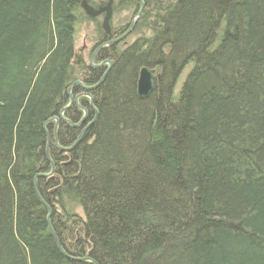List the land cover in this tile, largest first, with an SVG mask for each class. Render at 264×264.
Wrapping results in <instances>:
<instances>
[{
	"label": "trees",
	"instance_id": "16d2710c",
	"mask_svg": "<svg viewBox=\"0 0 264 264\" xmlns=\"http://www.w3.org/2000/svg\"><path fill=\"white\" fill-rule=\"evenodd\" d=\"M112 1L138 38L99 51L65 153L46 122L109 67L74 64L83 0H0V264H264V0Z\"/></svg>",
	"mask_w": 264,
	"mask_h": 264
},
{
	"label": "water",
	"instance_id": "95a60500",
	"mask_svg": "<svg viewBox=\"0 0 264 264\" xmlns=\"http://www.w3.org/2000/svg\"><path fill=\"white\" fill-rule=\"evenodd\" d=\"M142 2V0H139ZM87 1L86 0H83L82 2V5L83 7H87ZM144 2H142V6H141V9H140V12L137 13V17L136 19L131 23V27L130 29L124 33L123 35L119 36L120 38L118 39H115V40H109V42L103 44V45H100L96 52L90 57V62H89V66L93 69H96V70H99L100 68H103L104 66L108 65V69L107 71L104 73V75L102 76V78L100 79L99 83L97 85H94V86H84V84L80 81H77L75 82L73 85H71L69 87V89L67 90V94L69 95L70 97V101H69V104L66 108L62 109L61 112L59 113V116H57L56 118H53L51 120H49L48 122H46L45 126L48 124V123H51V122H54L55 123V130H54V139H55V147L57 150H60L62 152H65V153H69V152H72L79 144L80 142L82 141V137L84 136V134L90 129V127H92L91 125L95 122L96 118H94L93 120H91L89 123H88V120H89V115H88V111L82 107V105L79 104V100L81 98H90V104L92 106H94L93 104V97L92 95L89 93L90 91H93V90H96L98 89L104 82L105 78L107 77L108 73L110 72V68L112 67V61L109 60V61H104L102 63H100L99 65H95L94 64V57L96 54H98L99 51H102L104 49H108L109 47L113 46V45H116V44H119L121 41L125 40L126 38L129 37L130 33L133 31L134 27L136 26V22L137 20L141 17V12L142 10L144 9ZM108 10V17L104 23V30L108 33V22L111 18L112 15H110L111 13V10L110 8L107 9ZM96 12L94 11L93 9H88V13L89 15H93V13ZM75 58H77V53H76V56ZM76 66L77 65H86L83 60L81 59H76L75 60V63H74ZM154 77H155V71H151L147 68H143V70L141 71L140 73V76H139V82H138V87H137V91H138V97L141 98V99H144V98H147L151 95V93L153 92V84H154ZM79 85L82 90H84L83 93H80L76 98L73 97V94H71L72 90L74 89L75 86ZM73 104L77 105V107H79L80 109L83 110V118L79 121L78 124H74L71 120L69 119H66L64 114L67 112V110L71 109L73 107ZM61 121L71 125L72 127L76 128V129H79L81 127H83L85 124L86 126L83 128V130L80 132L79 136H78V139L77 141L69 146V148H63L59 145V142H58V139H57V130H58V126L60 125ZM48 144H47V152H46V158L47 160L52 164V170H51V173H49L48 175H38L37 178H45V179H48V177H51L53 176V174L55 173V164L54 162L51 160V157H50V144H51V139H50V136L48 134ZM36 178V180H37ZM38 188V184L36 185V189ZM43 204L44 206H46L48 212H49V219H48V223H49V226L51 228V231H52V234H53V238H55L56 240V244L58 246V249H60L61 253H63L65 256L66 253L64 251V249H62L61 247V244H60V241H59V238H57V235L55 234L54 232V229L53 227H51V218H52V210L50 208V206H47L44 201H43ZM68 259L71 260V261H76V262H80V263H92V264H97L95 263L91 258L89 257H85V258H72L70 256H68Z\"/></svg>",
	"mask_w": 264,
	"mask_h": 264
},
{
	"label": "rangeland",
	"instance_id": "374dc122",
	"mask_svg": "<svg viewBox=\"0 0 264 264\" xmlns=\"http://www.w3.org/2000/svg\"><path fill=\"white\" fill-rule=\"evenodd\" d=\"M86 1H87V4H86L87 7L83 8V11L79 13L81 17H80V21L76 25L77 31L75 34V39H76V53H79V51L81 49H86L84 54L80 55V57H81L80 59L83 60V62L88 66L89 62H90L89 59H90L91 54L93 52L92 48H94L95 44L101 38V29L103 27L102 25H103L104 18H105V16L94 18V16L92 14L89 15L88 9L91 8L94 11H96L100 8H107L108 0H86ZM114 6H115V4H114ZM114 6L112 8V15L113 16H112L110 25L114 27L116 34H118L117 36H119L120 33L122 34L124 32V30H126V28L127 29L130 28V26H131L130 24L136 19L138 14L131 12V11H129V12H117V10H115ZM144 9H145V6H144ZM139 19L137 20V22L139 21ZM137 22H136V24H137ZM128 26H129V28H128ZM135 27H134V29H135ZM137 38H138L137 34L131 32L129 37L121 42L120 48L131 44V42L135 41ZM76 59H78V58H76ZM191 68L192 67L190 66L183 72L182 76L180 77L179 81L177 82V86L175 88L176 93L180 92V87L183 84V82L185 81L186 76H187V74ZM77 212L80 215H82V211L80 209H77Z\"/></svg>",
	"mask_w": 264,
	"mask_h": 264
},
{
	"label": "flooded vegetation",
	"instance_id": "af4514ba",
	"mask_svg": "<svg viewBox=\"0 0 264 264\" xmlns=\"http://www.w3.org/2000/svg\"><path fill=\"white\" fill-rule=\"evenodd\" d=\"M113 6H114L113 1H112V0H109L107 8H100V9L96 10V12L93 13L94 18L101 17V16H105V18H104V22H103V25H102L103 28H104V23H105V21H106V19H107V17H108L107 14L109 13L107 9L110 8V10H111L110 15H112V8H113ZM112 16H113V15H112ZM112 16H111V18H110V20H109V22H108V29H109V30H108V33L104 30L109 40H115V39H118V37L116 38V36H117L118 34H116L114 27L110 25V22H111ZM130 25H131V24H130ZM131 26H132V25H131ZM131 26H130V27H131ZM129 29H130V28H129ZM129 29H128V30H129ZM128 30H127V31H128ZM127 31H126V32H127ZM126 32H125V33H126ZM122 35H123V34H122ZM108 42H109V41H108ZM105 43H107V42H105ZM105 43H103V44H105ZM103 44H102V45H103ZM98 47H99V46H98ZM85 50H86V49H81V50L79 51V53H77V58H78V59L81 58L80 55H83L84 52H85ZM96 50H97V49H96ZM96 50L92 52L91 56L96 52ZM98 53H99V52H98ZM97 55H98V54L95 55L94 59L96 58ZM94 63H95V60H94ZM80 66L87 67V65H80ZM83 91H84V90H83ZM82 93H83V92H82ZM85 126H86V124H85ZM85 126H84V127H85Z\"/></svg>",
	"mask_w": 264,
	"mask_h": 264
}]
</instances>
